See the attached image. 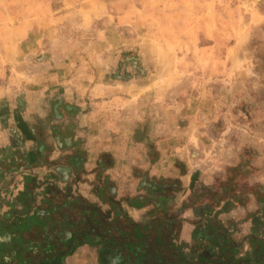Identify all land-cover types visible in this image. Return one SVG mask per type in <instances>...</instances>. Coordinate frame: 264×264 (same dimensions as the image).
Segmentation results:
<instances>
[{
  "label": "crops",
  "instance_id": "obj_1",
  "mask_svg": "<svg viewBox=\"0 0 264 264\" xmlns=\"http://www.w3.org/2000/svg\"><path fill=\"white\" fill-rule=\"evenodd\" d=\"M42 57L21 88L0 85V264H192L194 233L212 228L244 240L235 259L249 235L264 241L252 193L214 201L228 172L203 160L207 98L177 101L138 77L90 80L80 95ZM242 180L264 189L252 171Z\"/></svg>",
  "mask_w": 264,
  "mask_h": 264
},
{
  "label": "rangeland",
  "instance_id": "obj_2",
  "mask_svg": "<svg viewBox=\"0 0 264 264\" xmlns=\"http://www.w3.org/2000/svg\"><path fill=\"white\" fill-rule=\"evenodd\" d=\"M43 54L80 95L138 77L207 98L204 163L264 177V0H0V85L21 88Z\"/></svg>",
  "mask_w": 264,
  "mask_h": 264
},
{
  "label": "trees",
  "instance_id": "obj_3",
  "mask_svg": "<svg viewBox=\"0 0 264 264\" xmlns=\"http://www.w3.org/2000/svg\"><path fill=\"white\" fill-rule=\"evenodd\" d=\"M248 171H243L240 166L230 168L225 179L219 181L218 184V197L214 201L217 203L222 199L231 200L239 203L242 201L247 202L248 193H252L258 208L264 207V189L259 184L249 185L247 182H243L242 179L247 175ZM214 202V203H215ZM206 229L203 232H195L193 236L196 246L195 250L197 255V261L192 264H264V241L262 238L249 235L247 241L251 245V252L248 253L245 258L235 259L237 249L242 245L244 240L237 242L231 237H227L226 232L216 231L215 228ZM208 240L212 249L210 253H206L203 243L200 241ZM217 240H221L222 244H218ZM213 248H218V252L213 254ZM194 250V249H193ZM168 264V263H165ZM187 264V263H183Z\"/></svg>",
  "mask_w": 264,
  "mask_h": 264
}]
</instances>
